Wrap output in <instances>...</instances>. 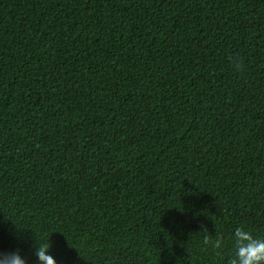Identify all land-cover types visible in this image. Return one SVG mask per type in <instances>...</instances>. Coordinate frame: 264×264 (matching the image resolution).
<instances>
[{
	"label": "trees",
	"instance_id": "obj_1",
	"mask_svg": "<svg viewBox=\"0 0 264 264\" xmlns=\"http://www.w3.org/2000/svg\"><path fill=\"white\" fill-rule=\"evenodd\" d=\"M264 238V0H0V252L229 264Z\"/></svg>",
	"mask_w": 264,
	"mask_h": 264
},
{
	"label": "clouds",
	"instance_id": "obj_2",
	"mask_svg": "<svg viewBox=\"0 0 264 264\" xmlns=\"http://www.w3.org/2000/svg\"><path fill=\"white\" fill-rule=\"evenodd\" d=\"M232 243L234 255L229 264H264V238L254 237L249 231L237 227L232 234ZM50 247L51 244L46 243L35 246L34 255L39 264H57L49 252ZM0 264H27V260L17 248L0 252Z\"/></svg>",
	"mask_w": 264,
	"mask_h": 264
}]
</instances>
